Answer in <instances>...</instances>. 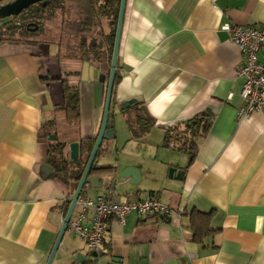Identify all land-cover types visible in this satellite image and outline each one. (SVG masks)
Returning <instances> with one entry per match:
<instances>
[{
	"label": "crops",
	"instance_id": "crops-1",
	"mask_svg": "<svg viewBox=\"0 0 264 264\" xmlns=\"http://www.w3.org/2000/svg\"><path fill=\"white\" fill-rule=\"evenodd\" d=\"M227 24L264 27V0H127L111 110L115 138L104 140L94 164L117 170L92 172L98 178L80 198L112 193L127 202L153 193L180 214L133 211L124 223L110 217L100 257L68 227L52 264H264V111L238 121L243 57ZM259 60L264 64V49ZM107 68L68 57L55 43L0 45V264L48 263L78 182L53 177L43 132L52 123L66 153L74 142L95 140ZM66 83L79 92L75 123L67 119ZM130 100L155 120L141 138L123 112ZM202 113L211 127L197 139L193 161L164 144L168 129ZM44 165L53 171L45 174ZM199 212L211 215L202 242L192 228Z\"/></svg>",
	"mask_w": 264,
	"mask_h": 264
},
{
	"label": "trees",
	"instance_id": "trees-1",
	"mask_svg": "<svg viewBox=\"0 0 264 264\" xmlns=\"http://www.w3.org/2000/svg\"><path fill=\"white\" fill-rule=\"evenodd\" d=\"M120 5L121 0H47L44 5H32L19 16L0 23V45L55 43L66 56L106 63L110 72ZM106 22H109L110 31L105 29ZM119 78L117 65L115 84ZM64 91L67 119L69 123H75L80 116L78 88L66 83ZM123 112L128 115L127 123L133 137L141 138L155 125V120L140 102L124 107ZM51 124L43 135L49 142L48 161L54 167L53 177L65 183H79L96 139L91 143L80 142V156L72 160L70 153L65 152L66 143L50 139L54 134ZM210 125L209 115L198 114L187 121L184 128L168 129L164 144L188 152L193 161L198 150L197 139L206 136ZM116 170L114 165L93 168V172L107 174ZM210 221L211 215L200 212L192 218L196 241L202 242L211 233Z\"/></svg>",
	"mask_w": 264,
	"mask_h": 264
},
{
	"label": "built area",
	"instance_id": "built-area-1",
	"mask_svg": "<svg viewBox=\"0 0 264 264\" xmlns=\"http://www.w3.org/2000/svg\"><path fill=\"white\" fill-rule=\"evenodd\" d=\"M224 29L231 34L232 40L240 47L243 62L238 66L239 76L244 78L240 93L241 106L238 109V121L250 116L252 112L264 111V64L259 60V52L264 49V27H244L227 24ZM81 206L68 227L86 244L90 252L102 256V243L108 230V220L114 216L124 223L133 211L142 215L160 213L166 218L179 215L180 211L163 203L156 194L121 202L114 194L100 196L96 201L88 195L78 201ZM90 209H93L92 213ZM90 213V215H89Z\"/></svg>",
	"mask_w": 264,
	"mask_h": 264
},
{
	"label": "water",
	"instance_id": "water-1",
	"mask_svg": "<svg viewBox=\"0 0 264 264\" xmlns=\"http://www.w3.org/2000/svg\"><path fill=\"white\" fill-rule=\"evenodd\" d=\"M38 3H41L44 5L47 3V0H13L8 3L2 4L0 5V20L6 19V18H14L16 16H19L29 7H31L32 5L38 4ZM126 7H127V0H121L118 22H117V27H116V34H115L114 49H113L112 60H111L110 73L108 76L106 103H105V110H104V116H103L101 129L94 143L93 149L89 156V159L84 169V172L82 174V177L78 183L77 190L74 194V197L70 201V206L66 214L63 226L60 230V233L58 235V238L56 240V243L54 245V248L52 250V253L50 255V258L47 264H52L53 262L54 256L60 246V243L66 232V229L68 228V224L71 220L75 207L86 186L87 181L88 180L92 181V179L98 178V177H90V175L93 172L94 164L99 155V151L102 147L104 140L115 138V131L113 128V119L111 116V110H112V101H113V94H114V87H115V80H116L117 65H118V60H119L123 25H124V20H125V15H126ZM34 29H37V27H35ZM105 78L106 76L103 75L102 80H104ZM135 102L136 100L126 101L124 103V107H129L131 104ZM51 138L56 139V136L52 135ZM79 156H80V143L74 142L70 145V158L72 160H76L79 158ZM175 170L176 169L174 168L170 170L171 177L173 176V173ZM43 171L45 174L48 175L53 171V167L51 165H44ZM100 180L103 184L104 182L103 179L100 178ZM114 185H116V181Z\"/></svg>",
	"mask_w": 264,
	"mask_h": 264
},
{
	"label": "rangeland",
	"instance_id": "rangeland-1",
	"mask_svg": "<svg viewBox=\"0 0 264 264\" xmlns=\"http://www.w3.org/2000/svg\"><path fill=\"white\" fill-rule=\"evenodd\" d=\"M8 20V18H6V19H3V20H0V23H4V22H6Z\"/></svg>",
	"mask_w": 264,
	"mask_h": 264
}]
</instances>
